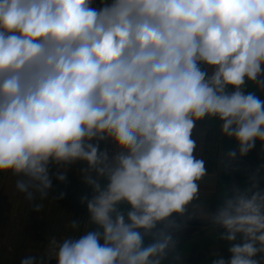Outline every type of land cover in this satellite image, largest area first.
Returning <instances> with one entry per match:
<instances>
[{"label":"clouds","instance_id":"obj_1","mask_svg":"<svg viewBox=\"0 0 264 264\" xmlns=\"http://www.w3.org/2000/svg\"><path fill=\"white\" fill-rule=\"evenodd\" d=\"M249 82L264 89V0H0V173L44 199L79 163L92 190L81 203L94 227L51 237L49 259L171 264L175 234L206 215L231 254L211 264H264L255 178L214 212L196 203L198 123L218 120L240 156L264 144V99Z\"/></svg>","mask_w":264,"mask_h":264},{"label":"crops","instance_id":"obj_2","mask_svg":"<svg viewBox=\"0 0 264 264\" xmlns=\"http://www.w3.org/2000/svg\"><path fill=\"white\" fill-rule=\"evenodd\" d=\"M246 91L256 92L264 99V89L255 83L249 82ZM194 138L198 143L196 154L207 168L196 202L202 205L205 214L216 210L226 191L251 187L253 178L259 189L264 190V144L257 141L247 155L240 156L237 141L221 136L218 120L207 119L198 123ZM232 151L236 152L234 158L229 157ZM80 167L79 163L67 166L64 182L53 175L49 195L40 199L37 194L35 200L27 199L16 188L17 177L0 173V264H20L26 256L44 258L43 264H57L54 258L49 259V239L78 236L94 227L88 224L86 204L81 203L82 196L91 198L92 190L82 182ZM56 172L57 168L51 166L50 173ZM36 204L42 205L39 211L34 208ZM73 220L79 222L78 229L71 228ZM221 231H214L206 215L187 220L186 226L175 234L180 240L174 255L179 259L171 264H211L219 254L228 260L231 255L228 243L217 238ZM145 242L150 240L146 238Z\"/></svg>","mask_w":264,"mask_h":264}]
</instances>
